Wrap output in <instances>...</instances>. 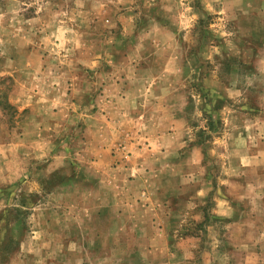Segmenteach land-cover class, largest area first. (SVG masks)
I'll list each match as a JSON object with an SVG mask.
<instances>
[{
    "label": "rangeland",
    "instance_id": "obj_1",
    "mask_svg": "<svg viewBox=\"0 0 264 264\" xmlns=\"http://www.w3.org/2000/svg\"><path fill=\"white\" fill-rule=\"evenodd\" d=\"M234 15L0 0V264H227L239 231L213 212L249 202L233 136L264 117L261 40Z\"/></svg>",
    "mask_w": 264,
    "mask_h": 264
},
{
    "label": "crops",
    "instance_id": "obj_2",
    "mask_svg": "<svg viewBox=\"0 0 264 264\" xmlns=\"http://www.w3.org/2000/svg\"><path fill=\"white\" fill-rule=\"evenodd\" d=\"M232 12L235 14L234 18L240 15L248 22L245 26L241 23L240 29H249L253 36L257 35L258 41L261 40L263 49L261 58L263 59L259 62L258 69L264 71V0H227V16ZM256 120L255 136L244 134L241 129L239 134L233 136L234 143L239 144V149L236 152L239 159L237 170L239 173L256 177L246 180V187H242L245 198L249 197L250 200L244 202L243 198L237 204L228 200L227 203L220 204V209H215L213 212L221 216L227 215L229 226L239 231L233 238L230 237V239H237L239 242L234 245V248L227 250V264L234 263L233 253L240 255L239 264H264V117H257ZM248 139L249 142L255 141L254 143H256V148L250 152L246 149ZM82 155L85 154L82 153ZM87 157L92 159L89 154ZM66 158L67 155L58 153L52 163L54 167L51 170L55 173L62 169L65 173L63 167L69 164ZM71 159H80V156H71ZM95 159L99 160L100 158L95 156ZM73 160L70 161L73 162ZM64 188H66V184L63 183L56 190L61 192L65 190Z\"/></svg>",
    "mask_w": 264,
    "mask_h": 264
}]
</instances>
